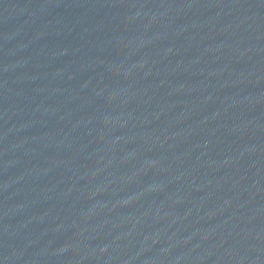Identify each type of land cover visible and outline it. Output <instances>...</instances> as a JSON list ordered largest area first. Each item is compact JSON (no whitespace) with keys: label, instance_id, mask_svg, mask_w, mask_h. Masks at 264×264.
Instances as JSON below:
<instances>
[{"label":"water","instance_id":"obj_1","mask_svg":"<svg viewBox=\"0 0 264 264\" xmlns=\"http://www.w3.org/2000/svg\"><path fill=\"white\" fill-rule=\"evenodd\" d=\"M0 84L264 190V0H0Z\"/></svg>","mask_w":264,"mask_h":264}]
</instances>
